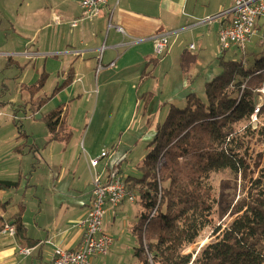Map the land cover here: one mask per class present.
Wrapping results in <instances>:
<instances>
[{"label": "rangeland", "instance_id": "374dc122", "mask_svg": "<svg viewBox=\"0 0 264 264\" xmlns=\"http://www.w3.org/2000/svg\"><path fill=\"white\" fill-rule=\"evenodd\" d=\"M203 1L205 4L210 2L213 6L221 0ZM57 2L58 0H0V51H4L5 54L13 53L10 55L11 59L17 62V65L13 63L7 66L9 56H0V74L2 72L8 74L0 80V101L2 103L12 99L16 101V112L20 117L14 122L9 121L10 125L0 131L6 134L2 137L5 141L1 143L0 150L7 149L11 144L10 133L14 129L17 130V125L22 126L28 136L25 140L19 139V147L24 148L22 142L26 141L28 147H25L27 148L25 154H39L42 157L41 160L40 156L36 155L35 166L39 165L45 169L44 160L59 166L67 183L71 182L75 187H85L96 172L102 177L111 154H117L119 169L124 175L140 176L139 166L150 150L148 145L154 137L157 124L166 118L170 104L185 107L188 92L197 93L205 100L204 83L223 71L218 63L220 56L223 61L242 59L245 65H250L253 55L264 51L262 31L251 37L244 51L232 46L222 54L218 42L216 43L214 39H206L203 45L198 46L199 38L191 36L199 33V30H196L194 34L182 35L178 40L180 43L176 53L173 51L162 65L156 66L153 77L139 82L136 50H132L128 58L114 61L113 65L108 66L110 60L106 61V57L110 53L106 51L105 43L107 44V32L111 29L109 22L103 33L96 31L97 35L92 38L87 36L89 42L90 39H96L97 42L102 39L97 57L72 54L53 58L47 55V49H54L57 45L65 43L73 45L75 38L69 18L74 4L70 10L57 12L59 17H62L60 24L56 25L52 19L49 21L48 14L52 4ZM60 8L64 11L63 7ZM188 37L197 42V50L194 51L197 59L191 71V78L183 76L177 54V50L183 48V43L193 41L188 40ZM37 50L36 56H25ZM123 50L118 49L120 53ZM24 53L26 54L23 55ZM153 55L159 57L155 53ZM112 57L113 60L116 58L115 51ZM62 60L67 63L65 69L70 67L76 71L73 78L75 85H68L63 91H59L60 88L57 90L55 88L58 84L59 87L63 85L65 79L57 77L58 70L62 73L60 66ZM80 66L82 69H79ZM152 68L153 66L149 65L146 70ZM44 71L49 74L46 75ZM43 73L45 74L43 86L38 93L30 95L26 89L21 92L17 90V86L23 82L30 85L37 82ZM3 83L7 87L4 90L1 85ZM66 83L68 84L69 80ZM145 91H154L152 100L146 107L143 105ZM259 92V101L263 102L264 89H259ZM48 98L50 102L44 103ZM31 99L32 103L36 101L38 104L44 103L38 108V110L41 108L38 115L33 116L37 113L33 111L38 104L28 103ZM5 105L6 113H12L10 106L6 103ZM57 106H64L68 111L67 124L71 136L67 141L52 140L45 122L39 118ZM21 108H26V113L21 111ZM2 119L8 117L2 116ZM251 122L253 124L259 122L255 114ZM250 148L251 156L247 159L249 165L245 172L234 174L225 169L211 174L209 182L213 190V208L210 224L201 231L195 243L185 249V253L193 250L197 252L213 238L214 228L224 227L236 217V202L246 197L250 179L256 175L259 168L256 162L262 164L264 160L263 143L253 141ZM104 152H107V156L101 157ZM90 158L99 160L94 170L89 165ZM141 209L138 201L127 202L122 209L104 216L103 229H107L114 241L110 253L100 257L96 264H138L134 256V247L138 242L131 228L138 221L136 213Z\"/></svg>", "mask_w": 264, "mask_h": 264}, {"label": "trees", "instance_id": "16d2710c", "mask_svg": "<svg viewBox=\"0 0 264 264\" xmlns=\"http://www.w3.org/2000/svg\"><path fill=\"white\" fill-rule=\"evenodd\" d=\"M196 59L197 54L182 51L179 66L183 76L192 77ZM158 62L157 57L149 59L139 82L152 75ZM218 63L223 71L204 83L205 100L188 92L185 107L170 104L139 166L141 175H122L120 162L109 172V177L123 176L127 190L136 193L142 206L131 228L138 242L134 248L138 264H264V160L262 164L256 162L259 168L250 179L246 197L236 202V217L224 227L214 228L213 238L197 252H184L210 224L211 174L225 169L234 174L245 172L251 143L264 144V101H259V89H264V51L254 54L250 65L242 59L223 61L222 56ZM149 65L153 68L146 70ZM44 77L43 73L24 88L30 95L38 93ZM152 97L153 93H144V107ZM43 104L39 102L33 113ZM254 114L259 119L255 124L251 122ZM41 119L52 140L70 138L64 106H57ZM17 132V139L28 136L22 126L17 125ZM22 144L28 147L26 141ZM16 149L21 152L22 148L18 144ZM18 185V180L0 179L1 191ZM23 212L24 205L20 204L9 221L20 244L31 247L38 240L27 236Z\"/></svg>", "mask_w": 264, "mask_h": 264}, {"label": "crops", "instance_id": "0c3cea01", "mask_svg": "<svg viewBox=\"0 0 264 264\" xmlns=\"http://www.w3.org/2000/svg\"><path fill=\"white\" fill-rule=\"evenodd\" d=\"M73 4L71 12L69 11L72 14L69 17L70 26L74 28L75 38H73V45L66 43L59 44L54 49H47L46 54L53 58H57V56L67 57L72 54H87L97 57L102 39L98 42L96 39H90L89 42L87 41V36L89 35L92 38L94 35H97L96 31L100 34L103 33L109 22L111 29L107 32V44L105 43L106 51L110 53L106 57V61L110 60L108 66L114 61L128 58L131 51L136 50L135 54L137 53L136 57L139 64L137 69L140 74L139 76H141L146 63L150 58L155 57L153 55L154 40L162 33L169 34V45L166 52L162 56L157 57L159 59L157 65L159 66L166 61L173 51L176 53V49L180 43H178V40L184 34H194V31L199 30L198 34L191 35L199 38L198 46L203 45L206 39H214L217 43V32L223 21L222 17H218V14L229 9L232 5V0H221L213 6L210 5V2L205 4L203 0H108L91 20H78L76 26L72 25V21L81 18L79 0H58L57 3L52 4V9L48 14L49 21L52 19L56 25L60 24L62 17H59L60 15L57 12L70 10ZM60 6L64 8V11ZM72 10L75 11L73 12ZM47 25L50 26L49 23ZM118 27H121L123 32L118 31ZM188 40L193 39L188 37ZM189 44H193L194 49H188ZM182 46L183 48L179 49V51L177 50L179 63L184 49H188L192 54H195L197 42L193 40L188 44L183 43ZM121 48L124 50L120 53L118 49ZM114 51L116 52V58L113 60L111 58L114 56ZM37 53L38 50L31 51V53H27L28 55H25L26 53L23 55L29 57L30 55L36 56ZM12 54H5L4 51H0V56H9V59H11L10 55ZM13 63L17 65V62H14L13 59L11 61L8 60L7 66ZM60 66L62 73L58 70L57 77L65 78L63 85H61L63 87L59 89V91H63L68 85H75L73 78L76 71L70 67L65 69L67 67L65 60L61 61ZM155 68L153 75L149 77L154 76ZM79 69H82L81 66ZM44 73L46 75L49 74L45 71ZM7 75V73L2 72L0 80H3ZM68 80L69 83L67 84ZM1 85L3 90L7 88L4 83ZM25 85L30 84L23 82L17 86V90L21 92L25 89ZM150 92L154 95V91ZM49 102L50 99L47 104ZM5 103L11 108L12 113H9L12 114L11 116L6 113L5 107L7 105ZM28 103H32V99ZM15 104L16 101L13 99L3 103L0 101V131L10 125L11 122L9 121L14 122V120L20 118L18 116L19 113L16 112ZM32 104L36 105L38 101ZM20 110L26 113V108H21ZM40 110L41 108L33 116L38 115ZM26 115L24 117L28 116ZM2 116H6L11 120H1ZM16 131L14 129L10 133L11 144L7 146V149L0 150V179L18 180L19 182L16 188L4 191L0 190V230L6 222L13 224L9 219L18 212L19 205L23 204L24 212L22 220L26 227L27 236L38 240V243L31 247L23 246L20 244L16 234L9 236L0 232V264H48L53 249L56 246H61L65 249H74L78 246L82 235L79 223L86 215L92 186L91 182L87 183L85 187H75L71 182L68 184L66 179H64L65 176L61 174L59 166L49 163L44 159L45 169L39 165L35 166L36 162L34 158H36V155H40L25 154L27 148H22L21 152H18L15 149L19 144V139H16L18 136V132ZM4 135L6 134L0 133V145L5 141L2 140ZM15 151L20 154H16ZM113 156L114 154H111L108 158L105 174L102 176L103 180H108L110 178L109 172L114 169L110 166ZM40 158L42 160L41 156ZM126 203H122L115 210L108 209L104 216L122 209ZM139 212L140 210L137 211L136 218L139 217ZM104 231L109 233L107 229H104ZM23 248H29L30 254L21 253L20 250ZM110 250L111 247L108 254ZM100 257L103 256L97 255L92 257L91 264H96Z\"/></svg>", "mask_w": 264, "mask_h": 264}, {"label": "built area", "instance_id": "2783aa9c", "mask_svg": "<svg viewBox=\"0 0 264 264\" xmlns=\"http://www.w3.org/2000/svg\"><path fill=\"white\" fill-rule=\"evenodd\" d=\"M107 2L108 0H79L81 18L73 20L72 25L76 26L78 20H91ZM218 17L223 18L217 32L220 50L225 51L235 46L244 51L245 45L253 35L259 31L264 32V0H232L231 7L220 13ZM117 30L123 32L121 27ZM168 45L169 34L158 35L154 40V53L162 56ZM188 49H194V45L189 44ZM113 64L114 62L111 65ZM257 110L258 107L255 112ZM104 156H107V152L101 155V157ZM98 162V159L90 158L89 165L94 170ZM91 186L89 206L85 217L79 223L82 235L78 246L74 249L56 246L48 264H91L92 257L107 255L113 243V237L103 229L106 211L115 210L126 201L130 203L137 201L136 193L127 190L123 176L118 174L103 180L96 172L92 175ZM0 232L14 236L16 229L13 224L6 222ZM20 251L26 255L30 254L29 248H23Z\"/></svg>", "mask_w": 264, "mask_h": 264}, {"label": "water", "instance_id": "95a60500", "mask_svg": "<svg viewBox=\"0 0 264 264\" xmlns=\"http://www.w3.org/2000/svg\"><path fill=\"white\" fill-rule=\"evenodd\" d=\"M117 157V154H114V156L111 158V161H110V166L113 167L115 165V163H119L116 159Z\"/></svg>", "mask_w": 264, "mask_h": 264}]
</instances>
